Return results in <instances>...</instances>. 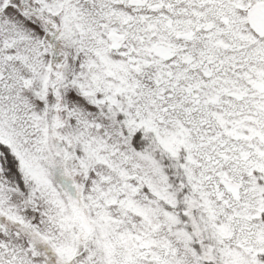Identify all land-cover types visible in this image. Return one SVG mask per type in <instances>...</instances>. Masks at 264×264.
<instances>
[{
	"label": "snow or ice",
	"instance_id": "obj_1",
	"mask_svg": "<svg viewBox=\"0 0 264 264\" xmlns=\"http://www.w3.org/2000/svg\"><path fill=\"white\" fill-rule=\"evenodd\" d=\"M0 264H264V0H0Z\"/></svg>",
	"mask_w": 264,
	"mask_h": 264
}]
</instances>
